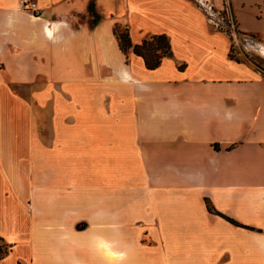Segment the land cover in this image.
<instances>
[{
	"label": "crops",
	"instance_id": "obj_1",
	"mask_svg": "<svg viewBox=\"0 0 264 264\" xmlns=\"http://www.w3.org/2000/svg\"><path fill=\"white\" fill-rule=\"evenodd\" d=\"M36 1L0 0V264H264V72L194 0ZM228 1L264 41V0Z\"/></svg>",
	"mask_w": 264,
	"mask_h": 264
},
{
	"label": "trees",
	"instance_id": "obj_2",
	"mask_svg": "<svg viewBox=\"0 0 264 264\" xmlns=\"http://www.w3.org/2000/svg\"><path fill=\"white\" fill-rule=\"evenodd\" d=\"M89 13L92 17V21L90 22V27H95L101 20V17L97 14L95 10V4L94 1H92L89 5ZM229 26V25H228ZM114 35L116 36L121 51L127 56L130 52H133L136 56H139L143 58L145 62V66L149 70H154L157 67L160 66L162 60L166 57L171 56L172 54V48L170 41L167 36L165 35H155L150 36L146 39H144L140 44L134 45L132 43L131 37H130V31L127 26L121 25V24H115L114 26ZM237 33L242 36H250L252 39H255L256 37L253 35H249L246 33H242L237 29ZM234 45L232 43L231 49H230V58L234 59L239 62V60L235 59V56L233 54ZM208 204V210L210 212H214V209ZM220 216L224 217L223 215L219 214ZM226 218V217H225ZM228 221H230L234 225H238L235 221L226 218ZM0 242L3 243V245H0V260H2L10 251V248L7 244L4 243L3 239L0 238Z\"/></svg>",
	"mask_w": 264,
	"mask_h": 264
},
{
	"label": "rangeland",
	"instance_id": "obj_3",
	"mask_svg": "<svg viewBox=\"0 0 264 264\" xmlns=\"http://www.w3.org/2000/svg\"><path fill=\"white\" fill-rule=\"evenodd\" d=\"M194 1L198 2L202 6V9L206 13L207 17L212 18V19L214 17L215 18L216 17L217 18L223 17L225 19V24H224V27L222 29H217L215 26H213V29L224 32L230 37V39L234 45L233 54L235 56V59H237L241 62L253 63L258 68H260V70L262 72H264V55H262V53H261L262 47L264 46V41L262 38H260L256 35H253V34H249V35L255 36L256 37L255 39H252L250 36L244 37V36L239 35L237 33L238 28L236 25L237 24L236 20H235L234 16H232L231 10L228 7L229 1L224 0V5H223L222 9L216 8L215 6L210 4V2L208 0H194ZM205 2H207V4ZM218 11H220L221 13L219 14ZM207 12H208V14H207ZM228 14H230L232 16V19L234 21V27H232L231 24H230V28L228 27V24H229ZM213 20H215V19H213ZM253 28L257 29L258 26L253 25ZM246 34H248V33H246ZM19 92L23 95L25 94V92L23 90H20ZM41 113L43 115L49 114L50 108H43ZM8 115H10V114H8ZM12 117H14V114H13V116H12V114H11V116H7L8 119L14 120V119H12ZM47 128H49V127L47 126ZM102 191H103V186H102ZM97 192H99V191H97ZM0 245H3V243L0 242Z\"/></svg>",
	"mask_w": 264,
	"mask_h": 264
},
{
	"label": "built area",
	"instance_id": "obj_4",
	"mask_svg": "<svg viewBox=\"0 0 264 264\" xmlns=\"http://www.w3.org/2000/svg\"><path fill=\"white\" fill-rule=\"evenodd\" d=\"M21 6L23 8L24 11L30 13L32 16L34 17H39L41 16V9L38 6V3L36 0H21ZM218 13L220 14L221 12L218 11ZM208 14V12H207ZM212 17V16H211ZM228 20H229V28H230V24L232 25V27H234V21L232 19V16L230 14H228ZM215 19V20H213ZM209 18L208 20L211 24H213V26H215L217 29H222L224 27L225 24V19L223 17L221 18Z\"/></svg>",
	"mask_w": 264,
	"mask_h": 264
},
{
	"label": "bare ground",
	"instance_id": "obj_5",
	"mask_svg": "<svg viewBox=\"0 0 264 264\" xmlns=\"http://www.w3.org/2000/svg\"><path fill=\"white\" fill-rule=\"evenodd\" d=\"M261 53H262V55H264V46L262 47Z\"/></svg>",
	"mask_w": 264,
	"mask_h": 264
}]
</instances>
